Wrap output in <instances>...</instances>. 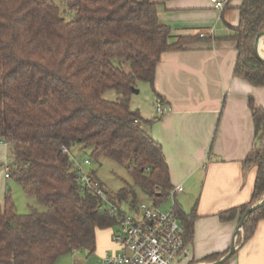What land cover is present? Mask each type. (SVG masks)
Segmentation results:
<instances>
[{"label": "trees", "instance_id": "obj_1", "mask_svg": "<svg viewBox=\"0 0 264 264\" xmlns=\"http://www.w3.org/2000/svg\"><path fill=\"white\" fill-rule=\"evenodd\" d=\"M66 1L71 19L54 0H0V142L8 144L11 172L26 194L49 208L19 215L5 196L0 264H56L75 251L95 250L98 231H113L120 223L82 188L65 148L127 164L136 185L157 202L173 189L163 148L149 132L154 121L133 110L131 99L139 82L154 87L164 53L198 37L171 42V28L158 14L168 0ZM262 30L264 0H242L232 37L239 52L235 76L255 87L264 86V63L255 54ZM110 90L117 101L104 98ZM250 109L256 144L244 169L257 168L254 195L249 204L222 213L223 221L242 218L264 196V108L251 99ZM130 195L136 205L133 189H123L119 198ZM176 213L189 240L193 218ZM262 219L264 206L245 223V243Z\"/></svg>", "mask_w": 264, "mask_h": 264}, {"label": "crops", "instance_id": "obj_2", "mask_svg": "<svg viewBox=\"0 0 264 264\" xmlns=\"http://www.w3.org/2000/svg\"><path fill=\"white\" fill-rule=\"evenodd\" d=\"M241 5L242 0H229L218 10L212 0H168L158 9L160 21L171 28L172 43L198 37L180 51L164 53L150 85L152 101L170 111L159 116L139 109L144 119L154 121L149 132L169 166L174 208L193 218L190 257L178 264H208V257L223 258L234 243L236 253L225 264H264V219L245 243L244 231L235 238L241 217L220 218L252 201L257 168L244 169L256 144L250 100L264 108V86L235 76L239 52L232 37ZM8 149L0 145L2 156ZM178 186L183 191L174 193ZM104 231L97 233L93 264H103L104 254L116 247L112 232ZM79 252L66 255L64 264H91Z\"/></svg>", "mask_w": 264, "mask_h": 264}, {"label": "built area", "instance_id": "obj_3", "mask_svg": "<svg viewBox=\"0 0 264 264\" xmlns=\"http://www.w3.org/2000/svg\"><path fill=\"white\" fill-rule=\"evenodd\" d=\"M218 10H224L229 0H212ZM201 37H204L201 34ZM157 114L163 116L170 109L161 103L156 108ZM0 145H6L1 143ZM78 174V181L83 189L93 193L102 200V207L113 216H118L120 223L112 231L115 249L106 252L103 264H178L190 257L185 228L173 207L168 212H161L156 205L144 203L130 205L129 212L122 210L119 200L109 199L104 187L85 167L91 165L90 159L79 163L76 155L65 148ZM6 179L11 178L10 169H5ZM183 191L182 186L175 188L174 193ZM173 193V194H174Z\"/></svg>", "mask_w": 264, "mask_h": 264}, {"label": "rangeland", "instance_id": "obj_4", "mask_svg": "<svg viewBox=\"0 0 264 264\" xmlns=\"http://www.w3.org/2000/svg\"><path fill=\"white\" fill-rule=\"evenodd\" d=\"M61 8L62 12L67 16V19L72 18V13L69 10V6L66 0H54ZM138 94L133 95L131 99V108L133 110H141L145 112H156L157 103L152 101L153 94L151 92L150 84L145 82H139ZM104 98L109 101H117L119 96L115 90H110L104 94ZM149 109V111H148ZM157 113V112H156ZM73 153L78 158L79 163L83 164L86 159H90L91 165L85 167L90 173H95V179L104 187L110 196L116 198L121 202V208L124 211L129 212L130 205L132 204L133 195H130L127 199L120 200L119 193L123 189H133L137 195V202L144 203L150 206L156 205L161 212H168L174 207V199L170 196L157 202L156 199L150 198L145 195L142 189L136 185L133 177L131 176L127 164H122L109 157H102L99 160H95L91 157V150L79 151L77 148L73 150ZM14 160L11 155L10 148L6 154L2 156L0 151V197L3 203L5 202V196L10 195L12 202L15 206V211L19 215H27L31 211L36 210L39 213H47L49 208L42 205L36 196L26 194L23 187L18 183L14 175L12 174ZM9 167L11 178H5V169ZM112 232L111 229L105 230V235H109ZM96 250V248H95ZM95 250L84 249L79 252L80 256L86 257L87 260L92 259L91 264L94 263L96 258ZM82 254V255H81ZM67 257H61L56 264H64Z\"/></svg>", "mask_w": 264, "mask_h": 264}, {"label": "water", "instance_id": "obj_5", "mask_svg": "<svg viewBox=\"0 0 264 264\" xmlns=\"http://www.w3.org/2000/svg\"><path fill=\"white\" fill-rule=\"evenodd\" d=\"M262 42H264V30L260 31L257 35L256 41H255V54L257 59L264 63V56H262L261 53V44ZM139 90L138 89H134V94H138ZM264 206V196L262 197L261 200L257 201L255 204H253L251 207H249L246 212L243 214L239 225H238V229L236 231L235 234V238L237 240L238 236L244 231V226L245 223L247 222L249 216L254 213L256 210L262 208ZM236 244L234 243V245L232 246L230 252L225 255L223 258L215 261V262H210L208 264H225L235 253H236Z\"/></svg>", "mask_w": 264, "mask_h": 264}, {"label": "bare ground", "instance_id": "obj_6", "mask_svg": "<svg viewBox=\"0 0 264 264\" xmlns=\"http://www.w3.org/2000/svg\"><path fill=\"white\" fill-rule=\"evenodd\" d=\"M261 51H262L261 53H263L262 56H264V42H262L261 44Z\"/></svg>", "mask_w": 264, "mask_h": 264}]
</instances>
